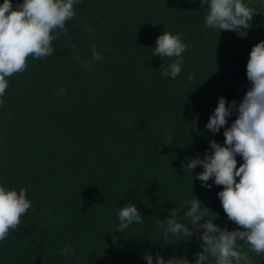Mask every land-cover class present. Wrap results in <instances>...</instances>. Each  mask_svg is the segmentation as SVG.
Here are the masks:
<instances>
[{"label": "trees", "instance_id": "obj_1", "mask_svg": "<svg viewBox=\"0 0 264 264\" xmlns=\"http://www.w3.org/2000/svg\"><path fill=\"white\" fill-rule=\"evenodd\" d=\"M11 2L16 7L23 0ZM244 2L256 13L252 26L221 33L205 26L199 0L74 5L76 15L66 22L68 33L53 41V54L29 57L2 97L0 155L16 167L5 186L26 188L32 208L0 241V264H147L149 252L154 264L158 252L195 264L200 233L165 244L156 222L193 196L218 214L213 223L239 230L223 211L222 186L209 180L212 187H202L193 177L203 168L191 173L185 166L204 158L210 140L224 143V128H206L218 98L239 104L250 87L246 65L252 47L264 41V0ZM118 28L136 37L121 59L108 46ZM164 31L182 33L188 45L175 79L162 75L175 58L152 55ZM92 45L101 60L92 61ZM85 62H91L87 70ZM235 118L233 112L226 127ZM168 135L172 144H164ZM127 203L135 204L143 223L119 233L117 213ZM65 246L75 254H62ZM249 256L252 264H264V255Z\"/></svg>", "mask_w": 264, "mask_h": 264}, {"label": "clouds", "instance_id": "obj_2", "mask_svg": "<svg viewBox=\"0 0 264 264\" xmlns=\"http://www.w3.org/2000/svg\"><path fill=\"white\" fill-rule=\"evenodd\" d=\"M78 2L23 0L13 7L11 0H4L0 5V105L4 103L2 97L9 87V78L26 71L29 57L41 59L53 54V41L68 33L65 25L75 17L74 5ZM199 2L201 9H206L205 26L220 33L239 29L246 31L252 26L256 15L244 0ZM205 5L207 8H204ZM187 48L182 33L173 35L164 31L157 37L152 55L175 58L162 75L175 79L180 74L184 63L182 54ZM101 59L95 45H92V61ZM90 63L85 62L82 67L87 70ZM246 76L250 87L239 104L235 100L229 104L226 98H218L206 125L212 133H219L224 128L223 145L210 140V150L206 151L204 158H191L185 166L191 173L197 166L203 168L193 177L201 181L202 187L210 189L212 185L208 183L209 180L216 186H222L218 197L223 211L230 221L239 226V230L222 229L213 223L218 214L212 213L194 196L183 201L180 208L171 209L166 220L158 218L156 221L165 244L170 239L187 242L197 232L200 233L198 239L202 242V251L195 254V264H252L249 253L264 255V41L252 47ZM191 79L193 77L189 76ZM233 112L236 118L230 127H226ZM172 143L168 135L164 144ZM238 156L243 160L239 166ZM30 208L32 202L27 198L26 188L17 191L0 183V241L7 239L10 232L17 229L21 217ZM181 210L184 211L183 216L180 215ZM209 213L213 215L210 217ZM117 215L119 233L133 223H143L140 211L132 203L125 204ZM205 218L208 219L201 223ZM238 241L242 243L238 244ZM61 253L75 254L69 246H65ZM143 258L147 264H154L150 252L145 253ZM155 264H190V261L175 255L165 260L158 252L155 254Z\"/></svg>", "mask_w": 264, "mask_h": 264}, {"label": "rangeland", "instance_id": "obj_3", "mask_svg": "<svg viewBox=\"0 0 264 264\" xmlns=\"http://www.w3.org/2000/svg\"><path fill=\"white\" fill-rule=\"evenodd\" d=\"M113 29H117V28L113 27ZM135 38H136L135 35H129L128 33L124 32L123 30L118 28L117 34L114 33L112 35L108 46L110 48H113V50L119 54L118 58L121 59V57H124V55L128 52V49L130 48L129 45L132 42L136 41ZM118 64H121V60H119ZM114 65L116 66L115 62H114ZM133 70L135 71V67L133 68ZM91 96L96 97V95H94L93 93L91 94ZM114 106H117V103H115ZM131 129H132V126H131ZM135 131L136 130H134L133 132L135 134H138V131H136V132ZM160 135H158L157 137H160ZM134 142L131 141V144L132 143L135 144ZM15 168L16 167H14L12 161L9 160V158H5V154H3L2 156L0 155V183H4L6 185L9 181L8 180L9 175L12 174V171L14 172ZM58 185L59 184H57V182H56L54 185L55 188L58 187ZM21 220L23 222L24 217H21Z\"/></svg>", "mask_w": 264, "mask_h": 264}]
</instances>
